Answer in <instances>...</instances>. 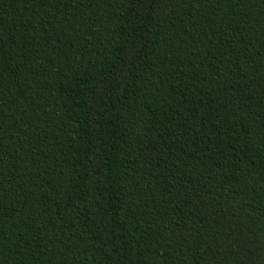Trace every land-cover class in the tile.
Masks as SVG:
<instances>
[{"label":"trees","instance_id":"trees-1","mask_svg":"<svg viewBox=\"0 0 264 264\" xmlns=\"http://www.w3.org/2000/svg\"><path fill=\"white\" fill-rule=\"evenodd\" d=\"M0 264H264V0H0Z\"/></svg>","mask_w":264,"mask_h":264}]
</instances>
